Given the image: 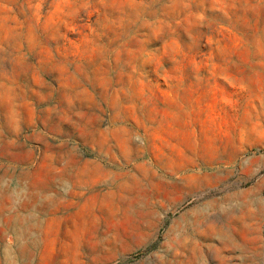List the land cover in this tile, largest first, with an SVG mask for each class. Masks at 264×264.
<instances>
[{
  "label": "rangeland",
  "instance_id": "1",
  "mask_svg": "<svg viewBox=\"0 0 264 264\" xmlns=\"http://www.w3.org/2000/svg\"><path fill=\"white\" fill-rule=\"evenodd\" d=\"M0 264H264V0H0Z\"/></svg>",
  "mask_w": 264,
  "mask_h": 264
},
{
  "label": "bare ground",
  "instance_id": "2",
  "mask_svg": "<svg viewBox=\"0 0 264 264\" xmlns=\"http://www.w3.org/2000/svg\"><path fill=\"white\" fill-rule=\"evenodd\" d=\"M67 183L70 184L71 187H70L69 190H66L65 193L62 192L63 194L72 195V194L78 193V192L76 191L75 186H74L75 184L73 185V184H72V181H68ZM58 184H59V183H58ZM62 184H63V183H62ZM79 184H80V183H79ZM61 186H62V185H61ZM66 186H67V185H66ZM55 188H56V187H55ZM110 188H111V187H110ZM87 190H88V189H87ZM60 193H61V192L57 191V194H60ZM62 193H61V194H62ZM55 195H56V194H55ZM52 200H53V198H52ZM42 202H43V201H42ZM47 203H48V201H47ZM50 204H51V202H50ZM218 207H219V206H218ZM218 207H217V208H218ZM220 211H221V210H220ZM216 233H217V232H216ZM22 256H23V255H22Z\"/></svg>",
  "mask_w": 264,
  "mask_h": 264
}]
</instances>
